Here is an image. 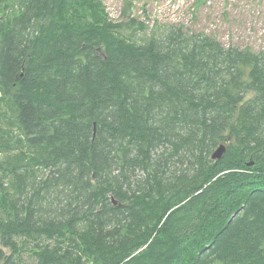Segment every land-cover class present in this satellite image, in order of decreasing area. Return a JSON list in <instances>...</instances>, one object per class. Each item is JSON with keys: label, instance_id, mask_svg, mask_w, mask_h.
Instances as JSON below:
<instances>
[{"label": "trees", "instance_id": "obj_1", "mask_svg": "<svg viewBox=\"0 0 264 264\" xmlns=\"http://www.w3.org/2000/svg\"><path fill=\"white\" fill-rule=\"evenodd\" d=\"M12 3L0 264H264V53L102 0Z\"/></svg>", "mask_w": 264, "mask_h": 264}, {"label": "rangeland", "instance_id": "obj_2", "mask_svg": "<svg viewBox=\"0 0 264 264\" xmlns=\"http://www.w3.org/2000/svg\"><path fill=\"white\" fill-rule=\"evenodd\" d=\"M13 1L16 0H0V19L15 13L17 6L12 7ZM102 1L113 21L127 22L131 18L143 21L148 25L147 34L157 27L159 33H164L170 27L183 26L186 32L215 37L224 47L264 53V0ZM10 181L4 180L6 184ZM24 255L26 261L32 262L28 254Z\"/></svg>", "mask_w": 264, "mask_h": 264}, {"label": "water", "instance_id": "obj_3", "mask_svg": "<svg viewBox=\"0 0 264 264\" xmlns=\"http://www.w3.org/2000/svg\"><path fill=\"white\" fill-rule=\"evenodd\" d=\"M226 149V146L224 144H221L213 153L212 158L213 159H219L222 157L224 151ZM114 201V200H113ZM115 203V201H114Z\"/></svg>", "mask_w": 264, "mask_h": 264}]
</instances>
